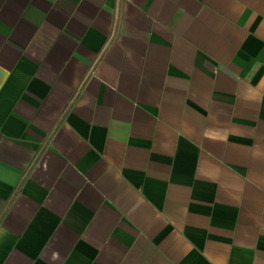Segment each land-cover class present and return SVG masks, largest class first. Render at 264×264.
<instances>
[{"label": "crops", "instance_id": "1", "mask_svg": "<svg viewBox=\"0 0 264 264\" xmlns=\"http://www.w3.org/2000/svg\"><path fill=\"white\" fill-rule=\"evenodd\" d=\"M0 264H264V0H0Z\"/></svg>", "mask_w": 264, "mask_h": 264}]
</instances>
